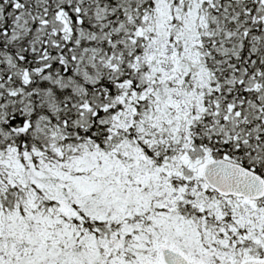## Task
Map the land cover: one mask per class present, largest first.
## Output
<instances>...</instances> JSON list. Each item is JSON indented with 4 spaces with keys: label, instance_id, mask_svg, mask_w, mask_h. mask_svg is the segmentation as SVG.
<instances>
[{
    "label": "trees",
    "instance_id": "1",
    "mask_svg": "<svg viewBox=\"0 0 264 264\" xmlns=\"http://www.w3.org/2000/svg\"><path fill=\"white\" fill-rule=\"evenodd\" d=\"M8 153L18 166L0 167V208L15 206L57 264L88 242L94 264L149 259L130 252L120 227L138 224L153 237L149 220L162 205L153 199L166 190L139 215L109 222L77 203L72 177L151 173L155 192L184 189L188 207L202 192L219 199L200 175L208 160L264 177V0H0V156ZM253 204L264 221V198ZM219 210V219L198 213L200 226L212 214L213 231L229 224L224 239L240 247L230 209ZM212 244L209 264H221L224 247Z\"/></svg>",
    "mask_w": 264,
    "mask_h": 264
},
{
    "label": "rangeland",
    "instance_id": "2",
    "mask_svg": "<svg viewBox=\"0 0 264 264\" xmlns=\"http://www.w3.org/2000/svg\"><path fill=\"white\" fill-rule=\"evenodd\" d=\"M157 7L161 10L159 4ZM192 165L195 166L197 164ZM11 166L14 168L18 166L12 159L11 153L0 156V167L2 170H5V168L9 169ZM58 173L61 176L59 171ZM79 173L73 175L71 180L75 189L74 194L76 195L77 203L84 207L86 212L92 217H98L109 222H119V220L139 215L141 209L144 208L141 203H148V198L152 193L157 195V193L159 194L166 190L168 194L164 201L157 200L158 197L153 199L157 204L162 203V205H157L161 210L156 213L154 218L149 220L150 224L155 226L153 228L155 229L153 237L149 238L145 232L138 231L140 229L138 224L131 226L126 224L120 227V235L123 236V239L127 235L129 239L130 247L132 248L130 252L133 253L137 249L140 250L137 254L139 255L146 250L149 259H145L142 255L139 261L133 258V260L119 264H162L160 250L167 246L181 250L193 264H209L212 261L209 251L213 250V241H217L219 246L224 247V250L220 252L222 254L221 264H235L237 256L248 258L260 254L264 255V221L260 218V212L257 207L251 201L233 200L230 198L214 199V196H207L202 192L200 197L197 196V201L188 207L185 206L183 199L184 189L170 191L168 186L162 184L160 186L161 190H156L155 192L149 182L151 173H148L146 178L136 177L135 174L130 173L135 180L127 179V172L123 171V169L115 172L110 170L108 172H90L89 174H85V172ZM35 175L37 176L35 179L33 176L29 177L31 180L38 182L40 173H35ZM127 182H130L131 185ZM123 183H127L131 189L128 187L125 190L122 187ZM65 186L69 187L70 185L66 184ZM113 193H117L113 196L119 198L117 202L113 200ZM64 194V190L58 191V196ZM22 205L26 208V214L28 216L31 215L35 206L34 197L27 196L22 201ZM220 206L230 209V216L233 219L235 228L239 230L236 239L241 246L235 247L233 250H230L231 247L229 246L232 239H224L226 231L229 230L233 233L229 224H227L225 229L219 228L215 232L213 231L214 222L209 219L212 214H209L207 216L208 219L202 223L203 226H200V218L197 214L204 211L212 212L214 213V218L219 219L223 217L219 213ZM175 207H183L181 209L187 212L183 214V218H180L182 220L178 218L179 211H173ZM15 208V206H10L7 211H3L0 208V229L2 230L0 232L4 231V233H0V264H17L20 256L28 264H57L54 259L58 256V253L54 252L51 246L44 247L39 244L37 236L34 234L37 231H25L24 226H22L23 222L18 220V210H15ZM150 213H153V210ZM188 214L191 216L190 218H187ZM184 218L187 220L186 222ZM189 219H194V222L191 223ZM207 224L209 227L206 228ZM203 230L211 231L205 233ZM24 233L28 234L24 235ZM209 234L213 235L214 240L208 238L205 242L201 243L199 241L201 235H204L205 238V235ZM103 246L107 248L106 244ZM74 248L76 257L73 255L69 258H62L60 264H94L93 254L94 252L98 253L96 245L90 242L86 245H77L76 243ZM13 252L15 253L14 255H12ZM107 252V250L104 251V253Z\"/></svg>",
    "mask_w": 264,
    "mask_h": 264
},
{
    "label": "water",
    "instance_id": "3",
    "mask_svg": "<svg viewBox=\"0 0 264 264\" xmlns=\"http://www.w3.org/2000/svg\"><path fill=\"white\" fill-rule=\"evenodd\" d=\"M205 183L217 194L236 196L246 199L264 197V178L251 169L228 159L210 160L202 168ZM165 264H191L178 251L170 248L161 249ZM239 264H264V258H250Z\"/></svg>",
    "mask_w": 264,
    "mask_h": 264
}]
</instances>
